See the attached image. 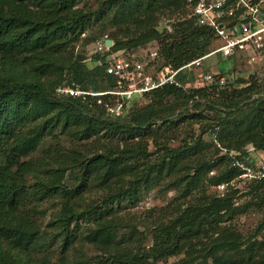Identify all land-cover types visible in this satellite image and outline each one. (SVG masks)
I'll list each match as a JSON object with an SVG mask.
<instances>
[{
    "label": "trees",
    "instance_id": "16d2710c",
    "mask_svg": "<svg viewBox=\"0 0 264 264\" xmlns=\"http://www.w3.org/2000/svg\"><path fill=\"white\" fill-rule=\"evenodd\" d=\"M88 1L0 0V264H264V179L211 191L239 175L223 149L264 152L260 68L223 85L218 74L205 84L199 68L182 70L179 88L109 115L95 98L57 93L68 81L112 88L84 48L104 35L127 56L156 43L153 66L176 70L217 42L184 0ZM233 70L217 54L200 71ZM154 190L173 196L145 226L122 205ZM249 213L262 219L244 235L237 221Z\"/></svg>",
    "mask_w": 264,
    "mask_h": 264
},
{
    "label": "built area",
    "instance_id": "2783aa9c",
    "mask_svg": "<svg viewBox=\"0 0 264 264\" xmlns=\"http://www.w3.org/2000/svg\"><path fill=\"white\" fill-rule=\"evenodd\" d=\"M189 17L200 27L214 32L216 46L206 56L196 59L179 69L164 66L156 69L153 62L157 51L141 48L127 56L124 51H112L113 41L102 36L93 44V53L85 63H94V67L103 69L104 74L113 82L112 88L94 93L82 90L74 82H65L58 87L57 93L72 98L85 100L87 97L96 99L109 115H119L128 110L134 98L143 97L152 91L166 86L179 88L177 80L182 70L199 68L205 59L220 54L223 59H230L232 64L242 63L251 70L264 62V0H184ZM112 43L108 45L107 43ZM145 53V54H144ZM139 56L140 59H136ZM195 74L198 83L211 84L218 74L217 82L223 85L226 81L221 73L203 71ZM213 144L219 147L217 140ZM221 155L232 158V167L239 175L229 184L216 187L219 194L230 186L241 189L246 183L264 179V152L247 148L242 155L239 152L222 150Z\"/></svg>",
    "mask_w": 264,
    "mask_h": 264
},
{
    "label": "rangeland",
    "instance_id": "374dc122",
    "mask_svg": "<svg viewBox=\"0 0 264 264\" xmlns=\"http://www.w3.org/2000/svg\"><path fill=\"white\" fill-rule=\"evenodd\" d=\"M96 1L97 0H89V6L91 8H95L96 7ZM80 6L82 7V3L80 4ZM163 28L166 30H170V27L167 25H163ZM161 28V30L163 29ZM108 33V32H106ZM89 33L86 32V36ZM84 36H82V39L84 40ZM217 44H214V47ZM82 47V41L79 42L76 46V52H80L83 51ZM157 44L156 43H151L148 46L144 47L147 51L148 50H157ZM94 49H93V45L88 46L86 49L84 48V54L87 57H89L92 53H93ZM145 54V53H144ZM86 65L89 68H93L94 67V63H90L87 62ZM215 66L212 67L213 71ZM219 69L225 71L228 70V64L226 63H222V64H218ZM260 68V72L258 73V78L259 80H261L262 82L264 81V62L262 65L259 66ZM211 69V70H212ZM252 72L251 68L249 66H246L242 63L239 64H234V70L232 74H228V75H224L225 79L228 81H232V80H236L238 78L240 79H244L247 78L248 75ZM191 74L193 72H190ZM249 73V74H248ZM149 102V100H147V98H141L139 100V104L137 106H143L144 104H147ZM184 134H182L179 137L178 141H175L173 143V145H178L179 142L181 141L182 138H184ZM204 141H210V138L208 135H204L203 136ZM150 150H153V148H150ZM212 192L218 193V191L216 190V188H212L211 189ZM173 196L172 192L169 193H157L155 190L149 193H145L144 195H142L141 200L139 203H137L134 207L130 206V205H122V208H124V210H126L125 212H129L134 214L137 219L143 223L145 226H150L151 222H152V218L148 217V213L152 210H156L158 208H162L166 205V203L168 202V200ZM126 206V207H125ZM48 208L47 206H43V209ZM262 219V216L259 213H249L248 215L241 217L238 219L237 221V226L240 229V231L246 235L249 232L253 231L258 223L259 220ZM48 218H46L44 221H47ZM141 230H143V228H140ZM146 232H148V229H146ZM151 244V239H148L147 241V245ZM178 258H171L168 260V263H172L174 261H176Z\"/></svg>",
    "mask_w": 264,
    "mask_h": 264
},
{
    "label": "water",
    "instance_id": "95a60500",
    "mask_svg": "<svg viewBox=\"0 0 264 264\" xmlns=\"http://www.w3.org/2000/svg\"><path fill=\"white\" fill-rule=\"evenodd\" d=\"M111 43H112V42H111V41H109L107 44H108V45H110Z\"/></svg>",
    "mask_w": 264,
    "mask_h": 264
}]
</instances>
